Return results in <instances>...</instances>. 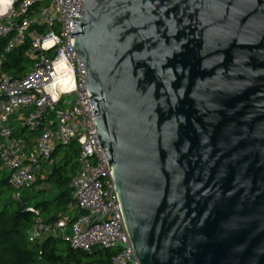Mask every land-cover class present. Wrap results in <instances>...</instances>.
<instances>
[{"label": "water", "instance_id": "water-1", "mask_svg": "<svg viewBox=\"0 0 264 264\" xmlns=\"http://www.w3.org/2000/svg\"><path fill=\"white\" fill-rule=\"evenodd\" d=\"M71 18L140 263L264 264V0Z\"/></svg>", "mask_w": 264, "mask_h": 264}, {"label": "built area", "instance_id": "built-area-1", "mask_svg": "<svg viewBox=\"0 0 264 264\" xmlns=\"http://www.w3.org/2000/svg\"><path fill=\"white\" fill-rule=\"evenodd\" d=\"M85 9L86 0H0V39L8 38L5 51L29 42L26 54L33 61L21 77L3 71L0 63L2 167L10 186L27 189L52 161L58 145L74 142L78 171L71 181L72 202L79 214L72 220L67 212L50 222L34 209L29 239L54 236L89 252L111 247V264H141L98 135L86 64L76 52V36L70 34L71 17H85ZM19 112H24L22 126L37 133L30 149L10 124Z\"/></svg>", "mask_w": 264, "mask_h": 264}, {"label": "trees", "instance_id": "trees-1", "mask_svg": "<svg viewBox=\"0 0 264 264\" xmlns=\"http://www.w3.org/2000/svg\"><path fill=\"white\" fill-rule=\"evenodd\" d=\"M7 40L8 38L0 39L2 70L15 77H21L29 71L33 63L26 54L29 42L6 52ZM24 133H30L31 137L37 134L26 127L14 131V134L20 137ZM66 145L71 146V153L60 154V148ZM76 153L74 142L58 145L53 154L54 163L51 172L46 180L53 190L40 189L33 196L29 195L33 190L27 189L36 186L37 182L24 190L10 186L0 157V264H111L112 256L115 254V249L111 247L95 248L89 252L74 249L65 239L54 236L42 241L29 239V230L34 223V209L40 210L41 216L47 212L48 216L44 220L50 222L68 211L71 212L72 220L78 216L79 212L72 208L73 188L71 187L72 176L78 171L77 161L72 163L74 158L76 160ZM19 193H28V197L16 198ZM47 194L49 198L43 197L41 200L32 201L37 196ZM52 202L58 208L55 214L50 208L54 206Z\"/></svg>", "mask_w": 264, "mask_h": 264}, {"label": "crops", "instance_id": "crops-1", "mask_svg": "<svg viewBox=\"0 0 264 264\" xmlns=\"http://www.w3.org/2000/svg\"><path fill=\"white\" fill-rule=\"evenodd\" d=\"M23 116H24V112H19V113L14 114L11 117L10 124L16 130L17 129H21V127H23L22 126V118H23ZM21 137L26 141L25 142V147L30 149L33 146L35 138L31 137L30 133H24L23 135H21ZM53 163H54L53 159H52L51 162L46 163L44 171L42 172L41 176L36 180L37 185L33 186L35 188L31 189V190L38 191L40 189H47L46 187L49 184H48V182H46V180H47V177H48L49 173L51 172V167H52ZM56 190H57V188H56ZM45 197L49 198V196H45ZM72 200H73V198H72ZM52 204H54V206H51L50 208H51V211L55 214V213L58 212L57 211L58 208L55 206L56 204L54 202H52ZM72 208H73V202H72ZM68 213H70V215H71V212L68 211ZM47 214H48L47 212L45 214H43L42 218L44 219L46 216H48Z\"/></svg>", "mask_w": 264, "mask_h": 264}, {"label": "rangeland", "instance_id": "rangeland-1", "mask_svg": "<svg viewBox=\"0 0 264 264\" xmlns=\"http://www.w3.org/2000/svg\"><path fill=\"white\" fill-rule=\"evenodd\" d=\"M31 63V62H30ZM71 151H72V148H71V146L70 145H66V146H62L61 148H60V154H63V153H65V152H68V153H71ZM75 158L72 160V163H75ZM69 167H71V164H70V166ZM6 172V171H5ZM6 174H7V172H6ZM35 187H31V188H29V189H27V190H31V189H34ZM47 189H49V188H51L52 190H53V187H51L50 185H48L47 187H46ZM51 191V190H50ZM36 193V191H30L29 192V195L30 196H33L34 194ZM27 194V195H26ZM26 194H23V193H19V194H17L16 195V198H24V197H28V193H26ZM45 196H49V194H47V195H45ZM45 196H37L35 199H32V201L34 202V201H36V200H41L43 197H45ZM63 245H66L65 243H63Z\"/></svg>", "mask_w": 264, "mask_h": 264}, {"label": "bare ground", "instance_id": "bare-ground-1", "mask_svg": "<svg viewBox=\"0 0 264 264\" xmlns=\"http://www.w3.org/2000/svg\"><path fill=\"white\" fill-rule=\"evenodd\" d=\"M70 86H71L70 84H64L63 88H67V87H70Z\"/></svg>", "mask_w": 264, "mask_h": 264}]
</instances>
